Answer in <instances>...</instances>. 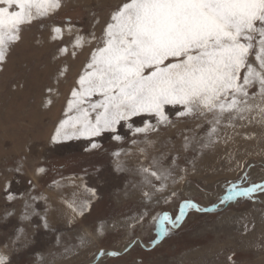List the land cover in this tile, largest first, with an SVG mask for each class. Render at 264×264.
Instances as JSON below:
<instances>
[{
	"label": "snow or ice",
	"instance_id": "snow-or-ice-1",
	"mask_svg": "<svg viewBox=\"0 0 264 264\" xmlns=\"http://www.w3.org/2000/svg\"><path fill=\"white\" fill-rule=\"evenodd\" d=\"M65 6V0H0V72L6 70L33 24L47 30L56 44L52 59L57 62L55 82L46 87L42 101L48 108L67 78L66 61L77 59L87 49L49 143L83 141V153L96 157L109 151L105 138L113 142L109 175L105 176L100 160L92 164L94 174L102 180H119L122 174L133 172L139 180L131 186L139 190L144 211L112 227L134 232L149 215L152 203L170 202L196 174L197 158L218 153L221 146L224 151L219 159L224 167L242 171L241 183H232L211 209L185 199L175 218L166 213L160 216L154 243L168 233L166 225L179 226L186 210L206 213L238 198L261 202L264 180L244 184L249 173L243 169L254 167L253 156L264 159V0H118L106 15L89 10L83 22L68 17L45 23ZM180 124L184 128L180 147L173 146L175 154L160 151L161 132ZM246 144L260 145L259 151L249 150ZM188 153L191 159L186 158ZM47 172L46 167L37 166L29 175L23 163L0 171V194L7 205L23 201L19 219L37 233L57 231L49 219V197L37 192V183ZM88 175L83 169V175L61 176L48 185L70 211L69 227L98 199L97 188L85 181ZM65 180L88 197L81 199L77 191L71 197L64 195ZM20 185L23 190L16 187ZM14 215L6 209L0 214V226L9 225ZM255 227L246 221L243 234ZM12 229L13 237L0 248V264H11L3 249L19 251L18 242L24 237V228L12 225ZM89 235L85 232L80 237V247L90 243ZM56 241L60 243L59 236ZM133 243L129 240L123 251ZM120 254L101 248L96 259ZM235 255L228 257L231 264H236Z\"/></svg>",
	"mask_w": 264,
	"mask_h": 264
},
{
	"label": "rangeland",
	"instance_id": "rangeland-1",
	"mask_svg": "<svg viewBox=\"0 0 264 264\" xmlns=\"http://www.w3.org/2000/svg\"><path fill=\"white\" fill-rule=\"evenodd\" d=\"M118 0H65V8L60 15L45 23L71 17L73 22H83L88 18L89 10H100L106 15L109 8ZM39 40L41 43L37 44ZM56 44L51 42L47 30L37 24L25 32V39L17 47L5 71L0 72V171L23 163L29 175L37 166L48 169L37 183V192L49 197L51 204L50 222L57 229L55 232L37 233L28 222H21L19 217L24 211L23 201L7 205L0 194V214L14 211L7 226H0V248L4 242L13 237L12 225L24 228V237L18 242L19 251L12 248L3 249L10 256L11 264H231L228 259L232 253L236 264H264V198L253 203L246 198H238L220 205L214 211L197 212L186 210V214L178 227L166 225L168 233L157 240L158 218L169 214L175 218L179 214L180 205L190 199L201 207L213 208L225 194L232 183H241V170H233L223 166L218 153L197 158V171L190 176L186 184L180 186L178 194L170 202L163 199L152 203L149 215L142 223L136 225L134 232L126 228H113V224H121L144 211L141 194L131 185L137 183L139 177L133 172L122 174L119 180L99 179L94 174L92 164L100 160L108 176L112 167L113 142L103 140L105 149L102 155L89 157L82 151L83 141L68 142L67 145H51L50 136L66 103V97L73 80L80 71L87 56V49L77 59L68 60L67 78L59 86V95H53V105L43 107L46 87L55 82L56 61L52 55ZM183 124L174 129L161 132L157 148L160 151H172L180 147ZM260 133V129H256ZM251 151H259L260 145L246 144ZM158 155V152L152 153ZM192 153L186 154L191 159ZM147 163V162H146ZM254 165L251 169H243L249 173L248 181L264 180V159L260 156L250 158ZM132 165L129 164V167ZM181 166H185L183 160ZM87 169L89 175L85 181L89 187H96L98 199L92 201L89 212L78 222L69 227L67 219L70 211L60 202L55 191H49L48 185L53 179L69 178L83 175ZM68 186L64 195L71 197L73 191L81 198H87L83 189L76 190ZM23 190V185L16 186ZM221 190V191H220ZM255 224V230L243 234L242 224L246 221ZM36 218H33V223ZM263 222V223H262ZM87 232L90 243L80 247V237ZM59 236L60 243L56 241ZM129 240H133L127 252L123 251ZM27 244V247L24 245ZM70 249L65 252V249ZM120 251V256L100 257L96 259L98 250ZM241 253V254H240Z\"/></svg>",
	"mask_w": 264,
	"mask_h": 264
},
{
	"label": "bare ground",
	"instance_id": "bare-ground-1",
	"mask_svg": "<svg viewBox=\"0 0 264 264\" xmlns=\"http://www.w3.org/2000/svg\"><path fill=\"white\" fill-rule=\"evenodd\" d=\"M221 191V190H220ZM263 223V222H262ZM241 254V253H240ZM92 264V263H91Z\"/></svg>",
	"mask_w": 264,
	"mask_h": 264
}]
</instances>
